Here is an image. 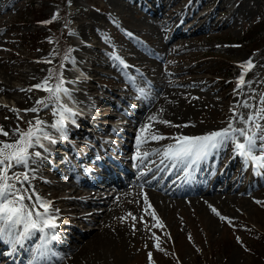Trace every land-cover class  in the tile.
Segmentation results:
<instances>
[{
    "label": "bare ground",
    "instance_id": "1",
    "mask_svg": "<svg viewBox=\"0 0 264 264\" xmlns=\"http://www.w3.org/2000/svg\"><path fill=\"white\" fill-rule=\"evenodd\" d=\"M2 1H4V8H9L13 0ZM177 1L178 0H129V3L127 4L123 0H107V2L113 6L115 10L116 8L121 7V9L126 12H134L136 14L139 13L140 17L138 18V26L142 27L139 29L133 25L129 27L132 31L140 30L141 33H145L148 38L146 40L150 42L149 45L143 41L135 40V38L133 39L126 35L129 41H131L135 47H132L130 51H137V55L135 56L128 55L124 57V59L126 58L129 60L130 65L127 66H124L122 62L118 61L117 58L113 56V52L115 53V47L111 43H108L107 40L100 41L99 37L94 32V30L97 28L101 27L104 29L106 26H108V24H104L105 20L108 22H119V13L115 12V16L112 14L111 18L105 19L92 14L91 16L87 17L89 21L78 24L76 30L78 31L77 36H81L83 42H75L73 46L76 50L86 54L87 57L73 54L74 58L72 59L71 63L77 68V70L84 72L87 77L91 78H76L73 75L74 70L70 69L68 66L65 68V77H68V79L64 88L68 90V95H65L62 92L63 96L60 95V100L56 102L58 108L60 109V112L58 110V116H63L64 120L71 118L73 121H77L75 125L69 123V127L65 129V136L68 139L67 141L73 140L72 136L76 134L78 136L91 135L90 131L89 134H87L88 131L83 130L84 124L89 123L96 129V134L101 132L100 138L98 137V139L104 144L102 142V144L96 142L97 148L88 147L85 153H80L77 149L73 151L72 144L69 142L66 143L61 140L54 139L55 137H58L57 134L60 132L54 129L46 118H43L42 130L47 132L49 136H53L52 139H54L56 142L51 143V139H42L44 142H41L42 146L36 145L29 150L30 153L39 152V156L30 155L26 166L16 165L9 170L11 173L18 175L19 179L16 178L13 180H15V186L20 190V192L25 194L28 193V195L35 193L44 201H48V198H51L50 194L47 195V193L50 191L52 192V190H48L50 187V182L41 179L39 175L42 173L44 175L48 174L52 179L54 177H62L63 180L61 181L58 188L63 189L61 191L63 192V195L60 198L55 199L51 205V208L58 207L60 209V212L54 213V215L58 217L56 222L58 223L59 227L54 230L58 235V239L56 241L49 240L46 238L44 233L42 234L39 231L33 230L27 236L20 238L19 243L6 246L8 242H6L7 236H5L3 239H0V256H4V252L6 251H11L7 255L6 262H2L1 264H26L29 261L31 262H29L30 264H121L124 258H128L130 243L133 241L132 239H134V237L135 239L137 238L136 234H138V230L145 229L141 223L138 227L128 226L132 220L137 218L139 219L146 213L145 209L142 212H138L135 209V206L138 204V202L145 203V200L152 203L154 207L150 204L152 207L151 208L146 204V208L149 210L151 209L155 215H160V211H162V209L163 211L167 209L170 210L174 207H179L180 204L184 205V207L198 208L200 213L205 215L207 227H209L211 230H216V228L220 226L219 224H221L220 219L223 217L222 215L230 212V209L236 207L237 205L242 209H246L249 206L248 203L250 200L248 202L245 198L240 199L241 196L236 194L238 191H240L239 185L241 184H239V178H242V181L244 182V191L241 194H249L250 188L254 185V183L259 181V178H264V168H261L255 164L253 165V163L250 161H244L233 151H231V153H233L232 155L229 154L225 156L227 158L226 160H229L226 164L227 168L222 170L221 173H218L212 180V184L219 182L221 185L219 188L216 186L213 187L211 184V186H207V189L209 188L208 190L200 188L195 194L191 193L188 196V193L185 192H178L179 194H176L175 191L170 192L169 190L168 192H164L162 189L156 188L155 190L162 191V194L158 195V193L154 191V187L151 185H146L145 187H141L139 185H122L123 178L121 177L119 170H124L126 175H128L130 170L140 169L141 167L139 166L143 162L147 163L148 165H152L151 170H149L150 172H152L154 168H160V166H158L160 165L159 159L165 150L161 145L163 138L160 137V133L162 134V129L164 128L173 130V132L177 135L174 136L177 138L183 136H202L211 132L227 129L230 122L234 128H245V126H247L240 118L243 116L245 120L247 119L249 116V108L254 102L253 99L249 97V92L254 90L253 88L256 85V82H258V76H254V74L257 73L256 68L249 71V69L239 67L235 63L232 65V67L235 69L234 75L240 76L243 73L245 78L243 83H241L238 88V92H240V94L235 93L231 114L230 116L226 117V120L223 119L224 123L221 124V126L210 127V125H207L201 127L195 123H192V119L194 118L195 114L198 113V111H201L206 106H209L210 108L218 107V105H220L217 104L218 102H221L222 105L223 101H218L217 99H219L220 92H223L224 86L220 87L218 93L215 92V95L217 96H210L203 92V89H207L208 91L211 90V86L207 84L210 80L203 82H186L184 84H187L188 89H185L183 85L172 87V84L166 83L165 79L163 78L166 75V71L159 67L158 59L159 55H165L171 49V46L168 44L167 40H165L161 35V30L164 31L165 28L168 27H171L172 29L178 25L173 34V39L175 36L180 37L187 35L197 29L200 30V28L210 30L212 27H214V24L218 30H222L223 28H227L232 25L235 26L237 19L239 20L242 18V7L250 0H195L192 4H187L186 6L184 5L185 7L182 6V4L180 5L179 2L176 5H172ZM211 5H216L217 7H215L213 10H210L212 7ZM200 7H204L203 13L202 9L194 11ZM188 14L189 20L195 22L192 25L193 27L191 26L185 30L182 29L183 27L181 22L187 18ZM213 15H217V17H212ZM183 16L184 18H182ZM211 18V21H214L215 23L211 24ZM214 18L215 20H213ZM201 19H204V21L201 24H198ZM229 20H232L231 25V21ZM194 25L197 26L194 27ZM85 27H88L91 31L85 32L83 30ZM1 39L2 38H0V49L2 46ZM146 53H157L159 55L157 57L154 55L152 57H147V55H145ZM14 56L15 52L10 53L11 58ZM261 56L264 57V53H262ZM261 56L258 58V60L262 58ZM99 57L101 59H98ZM249 57L250 56H247L244 57L243 60H240L243 64H245L249 61ZM85 60L92 63L91 65H94V67L92 66L91 68V66L84 62ZM14 61L17 62L16 65L26 63L23 59L19 58ZM12 63L14 62L12 61ZM95 64L99 66H96ZM42 66H44V69L47 67L45 62H42L40 68L35 66L34 69L20 70L17 68L13 69V67L0 63V96L3 95L4 101L8 102L10 99H12L16 107L31 109L33 104H35L34 100L37 99V97L35 98V94L39 97L38 100L47 98L48 96L43 94L44 90L32 87V85L44 84L45 82L44 75H42L44 73ZM135 67L140 68L144 72L138 71ZM100 69L114 70L118 77L129 84L127 89L133 88L136 91V95L134 97L137 98V103H141L140 107L137 106L138 104H134L132 106L131 110H133L136 115L131 116L130 119H128L126 123L123 124L127 127L128 125L132 126V129L126 131L127 135L124 136L125 140L129 141L130 143H128V145L125 144L126 146L123 147L113 144V140H108L107 142L106 139H104L106 138L107 134L103 132L110 131L112 128L111 126L103 125L105 119L98 121L96 120V118H98L97 116H99L96 114L97 110L106 109L108 105L105 106L103 104L107 99L109 100V98L106 96L104 98L101 97L102 94L97 95L98 91L103 88L96 84L97 82L95 81V79L99 80L102 77L100 74ZM253 71L256 72L249 76V73L251 72L250 74H252ZM147 74L151 75L152 78H155L154 84L152 85V90H150L148 87L142 88L141 85L143 80L141 81L140 79H143ZM253 76L255 78L250 80V77ZM134 79H137V82H134ZM15 80L20 81L21 85L17 86L16 91L13 93L11 92V85H13ZM69 84H74L79 87L82 86L86 92L83 90L81 91L80 88H72L69 86ZM217 85V82L214 83L212 88L216 87ZM115 87H117V85H115ZM110 92L113 94L115 92V88ZM20 93L23 94V97L21 98H19ZM127 96L128 95L124 92L120 98L123 99ZM63 97L64 99H70V101H64ZM238 104H240L239 111L236 110ZM245 104L249 105L250 107H245ZM221 105L220 107H222ZM63 107L88 108L89 111L86 113L84 112L85 114L80 113L79 116L77 113L73 112L74 115L69 117V114L63 111ZM50 112H52V110H50ZM26 113L29 118H38L40 116L39 113L37 114L38 116L36 114H28L27 111ZM233 113L234 115H232ZM4 114H6V116L3 117L1 121V127L4 131L8 132L9 135L6 137L0 135V139H2V141L8 138L12 139L14 136L15 127H11L10 123L13 117L18 115L11 105H5L3 100H0V116H4ZM164 121H168L170 123H164ZM66 125L68 126V123H66ZM145 126L148 127L145 129ZM142 129L145 130L142 131ZM117 130L112 131L116 132ZM123 132H125V130ZM152 135L160 137V139L152 140L150 139ZM138 137H144L147 139L144 142L138 144ZM76 139L79 140V138ZM82 139L83 138H81V141ZM60 145L69 148L67 155L68 157L63 156L65 149L59 147ZM106 145L107 152L112 151L115 155H111V152H104L107 154H103L100 150L95 151L96 149L105 147ZM227 145L233 146V143L226 141L225 144L219 146L217 149L210 150L208 154L209 158L206 157L200 161H197L196 163L186 160L182 165L176 163L174 168L177 169L181 166L182 173L190 170L193 171L196 176L212 177L215 171L216 158L217 160L222 159L223 156L227 154L222 152L223 147ZM126 150L132 151L129 152L131 153L130 156H127V153H125ZM119 151L121 153L117 154ZM89 152H91L92 158L96 160V170H92L87 166V160L91 156ZM132 153L134 155H132ZM146 153L147 155H145ZM69 157L75 159L74 165L71 164V158ZM225 157L223 159H225ZM60 159L63 161L62 163L59 162ZM148 161L150 162L148 163ZM234 162H236V164L241 168L239 169V172L235 178L229 181L226 174H229L231 171H233ZM131 164H133L132 168H125ZM109 165H113L114 167L110 168ZM164 169L165 167L160 171L161 174L167 173V171ZM25 174L28 177L27 180L24 179ZM66 178H70L71 180L75 179V187H72L71 184H69V181H65ZM187 179L188 176H181L175 180V183L179 181L185 182ZM38 185H42L40 189L37 188ZM65 194L67 195L66 197L64 196ZM77 195H80L82 199L74 198ZM96 195L98 197L95 198L94 196ZM147 196H149L148 199L146 198ZM67 197H73L74 200L66 199ZM33 198L35 199V197ZM69 202L76 203L82 208L90 207V209L87 210H92L87 215H81L80 211L85 210L72 208L69 206ZM100 202H102L103 205H106L105 208H103V211L97 207H94ZM212 209H215L216 212H213ZM40 210L42 211V209ZM217 212L219 215L216 214ZM133 217H135V219H133ZM110 218L115 219V222L111 223L112 225L108 223ZM62 219L67 223L73 222L79 226H82L85 223H97L99 224V228L98 230L93 229L92 231L86 230L82 233L80 229L73 227L71 230H73L72 232L78 233L80 235L82 239L80 242L72 236L73 233H71V230H69L72 228L71 225H62ZM67 225H69V227H67ZM17 229H15V231L20 232L17 231ZM45 232H47V230H45ZM14 239V237H9L8 241L11 243V241H14ZM35 246L38 247V249H36L37 251H35ZM44 247H46L45 251Z\"/></svg>",
    "mask_w": 264,
    "mask_h": 264
},
{
    "label": "rangeland",
    "instance_id": "2",
    "mask_svg": "<svg viewBox=\"0 0 264 264\" xmlns=\"http://www.w3.org/2000/svg\"><path fill=\"white\" fill-rule=\"evenodd\" d=\"M123 1L127 4L129 3V0ZM193 1L195 0H178L177 2L171 4L176 5L179 2L180 5L182 4V6H186L187 4H192ZM3 2L4 1L2 0L0 1V38H2L0 63L13 67V69L17 68L20 70H29L34 69L35 66L40 68L42 62H45L47 67L44 69V66H42L44 70L42 75H44L45 81L47 80V87L52 89H55L61 80L63 81V88L67 84L68 77H65V68L67 66L74 70L73 75L76 78H91L87 77L84 72L77 70L71 62L74 58L73 54L87 57L86 54L76 50L73 44L75 42H83L81 36H77V26L78 24H81V22L85 23L89 21L87 17L92 14L105 19L111 18L112 14L115 16V12L119 13V22H108L105 20L104 24H108V26L104 29L101 27L97 28L94 32L99 37L100 41L107 40L108 43H111L115 47V53L113 52V56L117 58L118 61L122 62L124 66L130 65L129 60L126 58L124 59L125 56L137 55L136 50L134 52L130 51L134 45L127 37L129 36V33L132 34L129 37L133 39L135 38V40L138 41H143L144 43L150 45V42L146 40L148 38L145 33H141L140 30L132 31L129 27L131 25L137 27L138 29L142 27L138 26V18L140 17V14L126 12L121 9V7H115L116 11L114 7L107 2V0H13L9 8H4ZM211 6L210 10L217 7L216 5ZM200 9H202L203 13L204 7L197 8L194 11ZM241 11L243 14L241 15V20L237 19L235 26L232 25L233 27L230 26L223 28L222 30H218L214 24V27L210 30L200 28V30L197 29L190 34L180 37L175 36V38L172 39L178 25L172 29L171 27L165 28L164 31L161 30V35L171 46L170 50L172 52L169 50L167 54L162 56L157 53L145 54L147 57H152L153 55L157 57L159 55V67L166 71V75L164 74L165 77L163 78L166 83H171L172 87L183 85L185 89H188L187 84H184L186 82H203L210 80L207 84L211 86V90L208 91L207 89H203V92L213 96L215 95V92H219L220 87L224 86L223 92H220L219 99H217L218 101H223L222 105L221 102L217 103L222 107L218 105V107H211V109L209 106H206L201 111H198L192 119V123H195L198 126H221V124L224 123L223 119L226 120V117L230 116L231 109L233 108L235 93L240 94V92H238V88L241 84V75H234L235 69L232 65L235 63L237 66L242 67V65H245L247 62L243 64L241 60L247 56H250L249 61L252 62V67L249 71L254 68H256L257 71V73H255L256 71H253V73L250 74L252 72L251 71L249 76L254 73L255 77L258 76V82H256V85L253 88L255 91L251 90L249 92V97L254 101L249 108V115H253L258 109L264 108V103L261 102L264 100V57L261 56V54L264 53V0H250L242 7ZM212 17L216 18L217 15H213ZM215 18L213 20H215ZM211 20L212 18L210 21ZM203 21L204 19H201L198 24H201ZM229 21H231V25L232 20ZM194 22L195 21H190L189 18H187L185 20L186 24H182V29H186L187 26L193 25ZM213 23L215 22L211 21V24ZM197 25H194V27ZM83 30L85 32L91 31L88 27H85ZM57 45H62L64 51H56ZM13 52H15V56L11 58L10 53ZM64 52L65 54L63 56ZM260 56L262 58L258 60ZM18 58L23 59L26 63L16 65L17 62L14 60ZM98 59L101 58L99 57ZM12 61L14 63H12ZM84 62L91 66V68L92 66L94 67V65H91L92 63L89 61L85 60ZM135 68L138 71L144 72L140 68ZM55 73H57V76L60 75L59 80L56 78ZM100 74L102 76L101 79H95V81L97 82L96 84L103 88H101L102 91H98L97 95L102 94L101 97L104 98L106 96L109 100L107 99L103 104L105 106L108 105L106 109L97 110L96 114L99 116H97L98 118H96V120L105 119L104 124L107 126L112 125L116 130L118 129L116 132H113L110 129V131H105L103 133L107 134V140H113V144L123 147V144L128 145V143H130L125 140L124 136L127 135L126 131L132 129L131 125H128L127 127L123 124L126 123L131 116L136 115L134 111L131 110L132 106L134 104H138L137 106L140 107L141 103H137L138 100L134 97L136 95V91L133 88L127 89L129 84L118 77L114 70L102 69ZM254 76L250 77V80H253L255 78ZM49 77H51V79H48ZM244 78L245 77L243 76V81ZM154 79L155 78H152L151 75H145L143 79H140L141 81L143 80L141 84L142 88L148 87L152 90ZM134 82H137V79H134ZM216 82L218 85L212 88ZM20 85L21 82L15 80L13 85H11V92L14 93L17 86ZM115 85H117V87H115ZM34 86L35 85H32V87ZM69 86L76 89L80 88L81 91L83 90L86 92L82 86L79 87L74 84H69ZM114 88L115 92L111 94L110 91H113ZM124 92L128 96L122 99L120 96L123 95ZM43 94L48 96L43 100H38L39 97L35 94V98L37 97V99L34 100L35 104H33L32 108L36 107L37 111H27L28 114L30 113L33 115H37L39 113L40 116L38 118H29L25 111L28 109L24 107H16L12 99L5 102L3 95L0 96V100H3L5 105H11L18 115L13 117L10 123L11 127H15L14 130L17 126H19L21 130H28L30 127L29 122H32V126H34L36 120L42 122L43 118H46L51 125L54 124L56 119L59 117L58 110L60 111L56 103L57 99L55 96L50 95L47 91H44ZM58 95L59 97L60 95L63 96L62 92ZM21 97H23V94L20 93L19 98ZM38 101H41V103H37ZM50 110H52V112H50ZM236 110H240V104H238ZM232 115H234V113ZM5 116L6 114H4V116H0V127L2 125L1 121ZM257 123L264 126V121L258 120ZM40 127L41 129L43 128L42 123ZM245 128H248L251 131H257V129H255L250 123L245 126ZM124 130L125 132H123ZM162 131V134L160 133V137L163 138L161 145L163 149L167 150V147L176 141L175 136L177 135L169 128H164ZM100 133L98 132V134H96V131L93 132L91 139H88L85 135L83 136V140L88 141L93 145V147L97 148L96 142H102L98 139V137L100 138ZM17 139L18 136L14 134L12 139L8 138L3 141L0 139V142L12 143ZM41 142L44 143L42 140ZM225 143L226 142L223 144ZM82 144L83 149L88 148V145L85 143ZM231 151L234 152L233 146H224L222 152L227 154L224 156L222 154L223 158L229 154L232 155L233 153H231ZM129 152L132 151H125L127 156L131 155ZM257 154L264 155V153L259 152H257ZM132 155L134 154L132 153ZM223 158L220 160L221 164L223 162L222 160L227 159L226 157L225 159ZM59 162H62V160ZM145 164L146 163L143 162L140 167H144ZM221 164L218 165V167H221ZM87 165L94 166L92 162H87ZM239 168L240 166L234 162L233 171H231L228 175L230 176L229 178L232 179V173H235L239 170ZM8 176L10 177L8 183L15 186V180L13 179H16L18 175L11 173V171L8 170ZM39 176L41 179L50 182L48 190H52V192L50 191L46 193L47 195L50 194L52 199L48 198L47 202H51L52 205L55 199H58L63 195V192H61L63 189L58 188L63 179L62 177H54L52 179L48 174L44 175L43 173ZM239 180V184H241L239 185V189L241 188L242 190L240 189V191L236 194L241 196L240 199L245 198L248 202L250 200L251 203L249 202V206L247 207L248 209L246 208L248 211L246 209L239 208L240 206L238 205L230 209V212L222 215L227 219H220L221 224H219L220 226H218L216 230H211L207 227L205 215L200 213L198 208L184 207V205L180 204L181 206L179 205V207H174L170 210L167 209L168 211H163L162 209V211H160V215H155L151 209L149 210L146 208L147 205H152L150 201L148 202L145 200V203L138 202L135 206L136 211L142 212L145 209L146 213L139 219H135L136 221L132 220L128 226L138 227L141 223L145 229L138 230L136 239L133 236L135 240H132L135 242L132 241L130 243L129 256L128 258H124L121 264H264V178H261L250 188L249 194H241L244 191V182L242 181V178ZM65 181H69V184H71L72 187H75L76 185V180L74 179L71 180L70 178H66ZM41 186L42 185H38L37 188L40 189ZM21 193L28 196V193ZM159 194L162 193H158V195ZM64 196L66 197L67 195L65 194ZM73 197H67L66 199L74 200V198H81L80 195H77L74 198ZM94 197L96 198L98 196L96 195ZM146 198L148 199L149 196ZM257 201L261 203H257ZM25 203H27V200H25ZM69 206L85 210H79L81 215H87L92 210H87L90 209V207L82 208L76 203L69 202ZM105 206L106 205H103L102 202H100L94 207L103 211ZM51 210H58V212H60L58 207H52ZM153 214L155 218H153ZM61 222H63L62 225L64 226L65 224L71 225L72 228L69 230L76 227L80 229L82 233L86 230L92 231L93 229L98 230L99 228V224L96 222V224L85 223L82 226L73 222L67 223L63 219ZM112 222H115V219L110 218L108 223L111 224ZM158 224L162 226L157 227ZM69 225H67V227H69ZM72 231L73 230H71V233H73L72 236L81 242L82 239L80 235ZM157 243L159 244V250L156 248Z\"/></svg>",
    "mask_w": 264,
    "mask_h": 264
},
{
    "label": "snow or ice",
    "instance_id": "3",
    "mask_svg": "<svg viewBox=\"0 0 264 264\" xmlns=\"http://www.w3.org/2000/svg\"><path fill=\"white\" fill-rule=\"evenodd\" d=\"M128 35L131 36L132 34L129 33ZM242 67L250 69L252 62L248 61ZM243 75L242 73L240 83H243ZM48 79H51V77ZM57 79L59 80V77ZM34 87L49 92L50 95L56 97L57 101L60 99L59 93L63 92L65 95H68V90L63 88L62 80L57 84L55 89L47 87V80L44 84L35 85ZM261 102L264 103V100ZM37 103H41V101ZM244 106L250 107L247 104ZM25 111L36 112L37 109L32 108ZM63 111L67 112L69 117L74 115L70 108L63 107ZM240 119L243 120L245 125L250 123L257 131H251L248 128H234L230 122L227 129L202 136L175 138L176 144L169 146L163 153V156L170 161L190 160L192 163H196L206 158L210 150L217 149L224 142L229 141L233 143L236 155L240 156L244 161H252L255 165L264 168V155L256 154L257 152L264 153V126L257 123L258 120L264 121V108L258 109L253 115H249L246 120L243 116ZM63 122L64 117L62 116L57 124L52 125L53 128L61 132L62 136L65 135ZM41 123V121L36 120L35 125L32 126V122H29L30 127L28 130H21L17 126L14 130V134L18 136L16 141L13 143L0 142V239H3L5 236L14 237L16 238L15 243H19L20 238L27 236L33 230L44 233L49 240L56 241L58 239V235L54 231L59 227L56 222L58 217L54 215V212H58V210H51V202L42 200L35 193L25 196L14 185L8 183L10 179L8 170L16 165L26 166L30 155H40L39 152L30 153L29 149L36 145L42 146V139H50L49 134L41 129ZM164 123L170 122L164 121ZM147 127L145 126V129ZM145 129H142V131ZM0 135L6 137L9 133L0 127ZM146 139L138 137V144L144 142ZM150 139L157 140L160 137L152 135ZM50 142L55 143L56 141L51 139ZM27 178L25 174L24 179L27 180ZM17 179L19 178L17 177ZM25 200H27V203H25ZM257 203L261 202L257 201ZM212 211L216 212L215 209H212ZM216 214L219 215L218 212ZM153 218H155L154 214ZM221 219L226 218L221 217ZM157 226L162 225L158 224ZM18 227H22L21 232L15 231ZM46 229L48 230L47 232H45ZM156 248L159 250L158 243L156 244Z\"/></svg>",
    "mask_w": 264,
    "mask_h": 264
},
{
    "label": "trees",
    "instance_id": "4",
    "mask_svg": "<svg viewBox=\"0 0 264 264\" xmlns=\"http://www.w3.org/2000/svg\"><path fill=\"white\" fill-rule=\"evenodd\" d=\"M56 51L63 52V51H64L63 46H62V45H60V46L57 45V46H56ZM64 54H65V52L63 53V56H64ZM60 55H62V54H60ZM55 75H56V78H57V77L60 78V75L57 76V73H55Z\"/></svg>",
    "mask_w": 264,
    "mask_h": 264
}]
</instances>
